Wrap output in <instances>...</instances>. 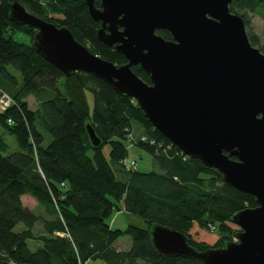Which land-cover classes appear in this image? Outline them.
Segmentation results:
<instances>
[{"label":"trees","instance_id":"obj_1","mask_svg":"<svg viewBox=\"0 0 264 264\" xmlns=\"http://www.w3.org/2000/svg\"><path fill=\"white\" fill-rule=\"evenodd\" d=\"M13 1L0 0V90L14 102L0 113V129L14 138L19 151L4 155L8 145L0 136V264H87L97 259L106 264H202L199 259L159 255L150 238L154 224L182 233L198 252L233 242L239 228L232 217L255 208V198L223 183L217 170L185 156L152 127L133 99L118 95L91 74L64 76L32 46L35 30L10 20ZM16 1L31 14L68 27L75 40L102 59L117 66L126 63L114 47L97 39L100 22L91 19L84 0ZM94 5L99 7L100 1ZM229 10L243 19L250 44L264 54V41L248 19V14L264 18V0H233ZM15 32H27L31 42H18ZM156 33L171 40L167 31ZM9 67L20 73V82ZM131 70L150 84L140 66ZM86 91L92 95L91 112ZM40 94L51 97L39 99ZM30 96L37 101L35 111L28 108ZM88 124L100 140L97 147L90 143ZM126 141L150 154L159 172L128 171ZM23 195L32 196L48 217L24 207ZM117 203L147 228H111ZM38 222L44 233L37 235ZM193 223L218 230L217 242L194 241L189 233ZM18 224L24 228L16 232ZM125 236L130 247L117 251L114 243ZM28 240L41 246L32 251Z\"/></svg>","mask_w":264,"mask_h":264},{"label":"water","instance_id":"obj_2","mask_svg":"<svg viewBox=\"0 0 264 264\" xmlns=\"http://www.w3.org/2000/svg\"><path fill=\"white\" fill-rule=\"evenodd\" d=\"M84 1L100 22L97 39L125 64L102 59L68 27L31 14L16 0L9 18L35 30L32 46L64 76L88 73L133 99L173 146L257 204L232 217L237 242L204 252L182 233L154 224L150 238L157 253L202 264H264V54L250 44L243 19L230 12L233 0H99V7ZM132 66H140L150 84ZM86 130L97 147L93 128Z\"/></svg>","mask_w":264,"mask_h":264},{"label":"rangeland","instance_id":"obj_3","mask_svg":"<svg viewBox=\"0 0 264 264\" xmlns=\"http://www.w3.org/2000/svg\"><path fill=\"white\" fill-rule=\"evenodd\" d=\"M248 19L250 21V24H251L250 26H251L252 30L257 34V36H259L261 43H263V41H264V18H262L260 15L248 14ZM25 33L28 34L27 32H24V33L15 32L13 37L18 42L29 44L31 42L30 35H26ZM8 70L10 71V73L13 76L16 77L18 82H20L22 80L19 72H17L16 70H14L11 67H9ZM58 88L61 91L63 90V87L61 85V81L58 84ZM49 96L51 97V95H49V94L47 96L40 94L39 99H41V98L46 99V98H49ZM86 100H87V103H88V106H89V109L91 112L93 101H92V95L88 91H86ZM27 103H28V108L30 110H33V111L36 110L37 101H35L33 96H30L28 98ZM134 124H136V123H134ZM135 130H136V127L134 128V133L136 134ZM0 136L3 137L4 141L8 145V150L6 153H4V155H9V154L16 153L19 151V148L17 147V144H16L14 138L9 136V135H6V133L2 129H0ZM125 145L128 149V160H135L137 163V168L140 172H143V173H149L151 171L159 172V169L155 166L154 159L152 158V156L150 154L146 153L144 150L140 149L139 147L131 145L128 141L125 142ZM108 151H109L108 146H105L103 149V153L106 157L108 155ZM88 155L90 157H92L93 154L91 151H89ZM61 187H65L64 184H61ZM39 206H41V205H39ZM117 206L119 208L118 213H114L112 215V217L110 218V221H109L111 228L123 230L129 225H132V226H135L138 228H143V229L147 228V224L141 218L134 216V215H131V214H128V213H125L122 210L123 208L121 206V203H117ZM27 209L30 211H33L35 214H37L39 216L45 215V214H40V210L32 209V207L29 205H28ZM116 214H118V215L115 217ZM23 228H24L23 224H18L15 227L14 231L19 232ZM34 232L37 235L44 233L42 230V225L40 224V222L35 224ZM189 233H190V235L194 241L204 242L208 245L215 244L217 242L219 236H220V233L218 230L212 231L211 227H208V229H204V228L200 227L197 223H193L192 228L190 229ZM55 235L63 236L59 233H55ZM27 244H28V247L30 250L35 251L37 249L34 241L28 240Z\"/></svg>","mask_w":264,"mask_h":264},{"label":"crops","instance_id":"obj_4","mask_svg":"<svg viewBox=\"0 0 264 264\" xmlns=\"http://www.w3.org/2000/svg\"><path fill=\"white\" fill-rule=\"evenodd\" d=\"M135 161V160H134ZM21 201L24 205V207H28L31 206L32 209H37V210H40V214H45V209L43 206H39V204L37 203V201L30 195H23L21 197ZM123 210V209H122ZM118 213V212H117ZM118 214L115 215V217L117 216ZM128 215V214H127ZM45 217H48L46 214L44 215ZM120 217V216H119ZM131 217V216H130ZM33 241V240H32ZM35 242V245H36V248L40 247L41 246V243L38 242V241H34ZM130 244H131V240L130 238H128L127 236L125 237H122L121 239H119L118 241H116L114 243V247L117 251H126L128 250V248L130 247ZM87 264H106L104 261L102 260H92L90 262H88Z\"/></svg>","mask_w":264,"mask_h":264},{"label":"built area","instance_id":"obj_5","mask_svg":"<svg viewBox=\"0 0 264 264\" xmlns=\"http://www.w3.org/2000/svg\"><path fill=\"white\" fill-rule=\"evenodd\" d=\"M13 105H14V102L12 98L7 93L0 90V113L6 112ZM8 123L12 124V119H8ZM141 140L144 141L146 140V138L141 137ZM124 166L128 171L137 169V163L134 160H127L126 162H124ZM211 228H212V231L215 230L214 227H211Z\"/></svg>","mask_w":264,"mask_h":264},{"label":"clouds","instance_id":"obj_6","mask_svg":"<svg viewBox=\"0 0 264 264\" xmlns=\"http://www.w3.org/2000/svg\"><path fill=\"white\" fill-rule=\"evenodd\" d=\"M233 242H237V238H236V241H235V239H234V241Z\"/></svg>","mask_w":264,"mask_h":264}]
</instances>
